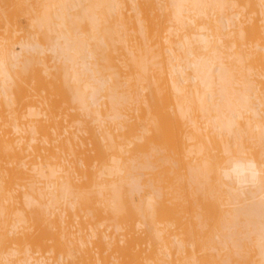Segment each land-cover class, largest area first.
<instances>
[{
  "label": "bare ground",
  "instance_id": "bare-ground-1",
  "mask_svg": "<svg viewBox=\"0 0 264 264\" xmlns=\"http://www.w3.org/2000/svg\"><path fill=\"white\" fill-rule=\"evenodd\" d=\"M0 224V264H264V0H0Z\"/></svg>",
  "mask_w": 264,
  "mask_h": 264
},
{
  "label": "rangeland",
  "instance_id": "rangeland-1",
  "mask_svg": "<svg viewBox=\"0 0 264 264\" xmlns=\"http://www.w3.org/2000/svg\"><path fill=\"white\" fill-rule=\"evenodd\" d=\"M146 181H147V177H145V178L142 179V182H143L144 184H146ZM0 226H1V224H0Z\"/></svg>",
  "mask_w": 264,
  "mask_h": 264
}]
</instances>
